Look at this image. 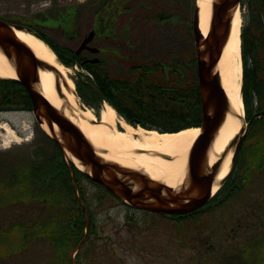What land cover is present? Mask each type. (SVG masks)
Instances as JSON below:
<instances>
[{"label":"trees","instance_id":"trees-1","mask_svg":"<svg viewBox=\"0 0 264 264\" xmlns=\"http://www.w3.org/2000/svg\"><path fill=\"white\" fill-rule=\"evenodd\" d=\"M188 1L91 0L61 12L59 18H65L63 25L77 23L79 17L87 18L90 15V28L96 31L95 45L102 50L104 63L101 64H83L75 50L57 46L42 30L35 31L50 45L63 64L87 68L94 78L88 80L95 88L102 90V81L110 83L109 98L126 120L161 132L178 131L198 126L202 121L195 49L189 45L183 51L181 49L184 52V73H178V51L157 53L146 47L164 40H155L149 27L173 20L177 21L178 27L183 30V37L186 36L190 43L191 32L186 30V16L176 18L175 15L176 10L185 11ZM192 1L190 5L195 4V0ZM241 4L246 5L241 34L244 71L242 95L249 124L236 170L210 204L221 195L218 205L234 198L242 191L253 171L264 169V117L261 115L264 109V0H243ZM0 17L18 23V16ZM157 61L164 62L166 68L157 65ZM118 65L124 70L122 74L115 72ZM77 92L86 103L94 101L90 95L99 99L95 89L82 80L77 81ZM32 108L30 94L20 81L0 78V112L31 111ZM42 132L43 137L55 147V153L47 159L46 164L31 163L26 168L17 167L14 175L5 177L7 171L0 158V188L19 190L24 195L20 196L23 199L14 195L8 202L7 197L0 194V206L6 207L11 202L21 204L23 201L46 208L49 215L30 231L19 223L14 224L13 229H20L21 226L26 238H38L40 235L48 237L56 250V264H85L87 256L83 254L94 246L91 234L97 233L96 218L92 214H95L96 201H102L101 195H97V200L89 197L85 185L94 184L107 194L109 192L87 174L74 166L70 167L60 145ZM41 151L39 148L38 152ZM82 202L89 207L90 233L73 261V251L83 239L86 225ZM55 211H59L62 216L58 219L53 217ZM194 214L175 217L181 221ZM251 247L259 250L260 258L264 256V240H253L249 249Z\"/></svg>","mask_w":264,"mask_h":264},{"label":"rangeland","instance_id":"rangeland-1","mask_svg":"<svg viewBox=\"0 0 264 264\" xmlns=\"http://www.w3.org/2000/svg\"><path fill=\"white\" fill-rule=\"evenodd\" d=\"M89 1L0 0V16H18L17 22L20 25L40 29L55 45L75 50L84 33L91 30V17H79L77 32L74 29V32L66 34L60 27L65 18H59V14L69 7L84 5ZM190 2L193 1H188L185 11H175L176 18L186 16V30L191 32L190 43L186 36L183 37V30L178 27L177 21L173 20L149 27L155 40H164L146 49L157 53L165 50L174 53L187 45L195 49L192 31L195 4L190 5ZM240 9L244 25L246 5L241 4ZM47 18L52 21H45ZM70 69L73 79L81 75L82 81H89L90 75L86 69L80 66ZM78 100L83 109L85 107L98 112L102 107L100 105L97 109L79 97ZM4 122L19 136L18 142H7L8 138V141L12 138L0 127V158L7 171L5 177L14 175L17 167L26 168L31 163L44 165L55 153V147L43 137L42 127L32 112H1L0 124ZM246 122L245 115L243 128H246ZM242 136L245 137L244 132L235 135L238 137L237 142ZM235 137L229 152H233L237 144ZM39 148L42 149L41 153L38 152ZM85 187L93 200H97V195L102 196V201L97 200L95 207L97 233L99 231L100 237L95 234L94 248L89 250L85 264H264L260 262L264 261V256L259 257V250L252 247L249 249L253 240H264V169L253 171L242 191L234 198L218 205L221 195L210 207L181 221L129 208L94 184L87 183ZM0 194H4L8 202L14 195L20 199L24 196L21 191L8 187L0 188ZM20 203L11 202L6 207L0 206V264H56V253L48 237L40 235L38 238H26L21 226L20 229H13V225L19 223L30 231V228H34L36 223L49 215L47 209L34 202Z\"/></svg>","mask_w":264,"mask_h":264},{"label":"water","instance_id":"water-1","mask_svg":"<svg viewBox=\"0 0 264 264\" xmlns=\"http://www.w3.org/2000/svg\"><path fill=\"white\" fill-rule=\"evenodd\" d=\"M241 1L216 0L214 2L213 18L206 37L203 36L199 28L197 4L194 10L192 30L197 56L202 122L200 126H196L200 129V133L189 155L187 181L178 191L163 182L153 180L144 171L105 161L98 155L81 129L43 97L38 89L40 70L53 71L57 78L59 71L54 66L39 59L31 48L18 38L16 30L25 31L39 38L36 32L23 25L10 23L0 17V50L14 63L17 80L28 90L33 103L32 112L37 122L40 125L48 124L51 131L49 135L60 145L67 158L70 154L79 160L87 169L85 172L96 183L135 209L163 215H185L198 210L210 201L214 194L219 168L223 162L219 161L211 167L207 165L210 145L230 109L229 99L216 67L229 39L233 16ZM94 37L95 31H91L82 42L77 53L79 54L85 49L98 53L97 48L88 46ZM98 61V58L92 60V62ZM56 87L59 95H61V88L58 83ZM262 116L264 117V110ZM55 125L59 127L60 138L55 133ZM180 131L160 133H177ZM243 132H245V128L240 131L241 134ZM243 136L238 142V137H235L237 144L233 151L230 170L226 177L219 181V187L224 185L236 167ZM234 142L229 144L224 157L229 153V148ZM137 153L145 152L138 151ZM154 155L163 159H171L166 155Z\"/></svg>","mask_w":264,"mask_h":264},{"label":"bare ground","instance_id":"bare-ground-1","mask_svg":"<svg viewBox=\"0 0 264 264\" xmlns=\"http://www.w3.org/2000/svg\"><path fill=\"white\" fill-rule=\"evenodd\" d=\"M216 0H197L199 9V28L206 37L213 18V7ZM243 20L240 7L233 16L229 39L224 47L216 71L220 73L222 85L229 99V113L217 132L208 150L207 165L213 166L223 161L215 181L214 193L219 189V181L224 179L230 170L233 152L226 153L230 142L244 126V102L242 98L243 66L241 55V30ZM18 38L31 48L36 56L59 71V77L53 71L41 69L38 89L43 97L57 110L61 111L85 134L98 155L107 162L116 163L126 168L144 171L153 180L163 182L175 190H180L188 178L189 155L200 129L190 127L177 133H160L142 127L133 128L117 114L108 104H103L99 118L90 108H81L75 94V83L72 71L59 62L56 54L44 41L25 31L16 30ZM0 78L18 79L14 63L0 50ZM61 88V95L56 85ZM98 120V121H97ZM118 125L122 130L118 129ZM0 127L12 138L7 142H18L19 136L10 129L7 123ZM42 129L51 134L47 123ZM55 133L60 138L57 125ZM144 151L145 153H137ZM154 154H161L171 159H163ZM76 166L87 169L79 160L68 154Z\"/></svg>","mask_w":264,"mask_h":264},{"label":"flooded vegetation","instance_id":"flooded-vegetation-1","mask_svg":"<svg viewBox=\"0 0 264 264\" xmlns=\"http://www.w3.org/2000/svg\"><path fill=\"white\" fill-rule=\"evenodd\" d=\"M75 25H72V26H75L73 29L76 30L77 32V26H76V22H74ZM73 32V31H72ZM86 33H84L85 35ZM82 37L81 39V42L80 44L78 45V48L80 47V45L82 44V42L86 39V36ZM74 38H77V35L74 36ZM95 40V39H94ZM94 40L92 43H89L88 46L89 47H93L95 46L94 45ZM100 50V52L98 54H93L90 50L88 49H85L83 50L81 53H79V57L83 60V64H101V63H104L102 62L104 59L102 58V50L100 48H98ZM181 49L183 51V47L182 48H179L178 49V73H184V52H181ZM95 57H98L99 58V62L97 63H93L92 60L95 58ZM157 65H162V68H166L164 64V62H158L157 61ZM172 65H174L173 62H171ZM103 67V66H102ZM159 67V66H158ZM86 71L90 74V76L92 77V79L94 80L92 74L87 70V68H85ZM115 72L117 74H122L124 72V70L122 69L121 65H118L117 66V69L115 70ZM84 83L88 86H90L91 82L90 81H84ZM91 87V86H90ZM110 90H111V84L108 83L107 81H102V90H95L97 92V95L99 97V99H97L96 97L90 95V97H92V100L94 101H90V105H92L93 107H96L97 109L99 108L100 105H103V103L106 101L110 102L111 104H113V102L110 100L109 98V93H110ZM114 105V104H113ZM115 106V105H114ZM116 107V106H115ZM117 108V107H116ZM118 109V108H117ZM99 110V109H98ZM118 111H120L118 109ZM98 121V120H97ZM119 128V127H118ZM84 209H85V213H84V216L86 218V225H85V230H84V235H83V239L85 238V240L89 237V233H90V225H91V221H90V211H89V207L86 205V204H82ZM62 216V214L59 212V211H55V213L53 214V217L55 218H60ZM93 217H95V214H92ZM96 224H97V221H96ZM95 234H98V237H100V234H99V231L98 233H92L91 234V238L94 239L95 238ZM82 241V240H81ZM80 241V242H81ZM80 244V243H79ZM94 248V246L92 247ZM55 250V249H54ZM75 250V249H74ZM90 250V249H89ZM89 250L85 251L86 253L83 254V256H88L89 255ZM74 252V251H73ZM55 253H56V250H55ZM80 253V250L78 251L77 255ZM74 254V253H73ZM72 254V256H73ZM77 258V257H76ZM76 258H73L72 260L75 261L74 259ZM74 264H77L76 262H74Z\"/></svg>","mask_w":264,"mask_h":264}]
</instances>
